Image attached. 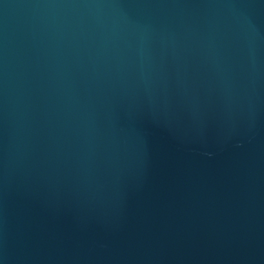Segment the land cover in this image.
Returning <instances> with one entry per match:
<instances>
[{
	"label": "water",
	"instance_id": "95a60500",
	"mask_svg": "<svg viewBox=\"0 0 264 264\" xmlns=\"http://www.w3.org/2000/svg\"><path fill=\"white\" fill-rule=\"evenodd\" d=\"M0 264H264V0H0Z\"/></svg>",
	"mask_w": 264,
	"mask_h": 264
}]
</instances>
